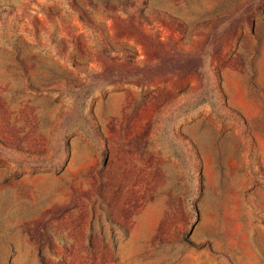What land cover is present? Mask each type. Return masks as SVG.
<instances>
[{
	"label": "rangeland",
	"instance_id": "obj_1",
	"mask_svg": "<svg viewBox=\"0 0 264 264\" xmlns=\"http://www.w3.org/2000/svg\"><path fill=\"white\" fill-rule=\"evenodd\" d=\"M0 264H264V0H0Z\"/></svg>",
	"mask_w": 264,
	"mask_h": 264
}]
</instances>
